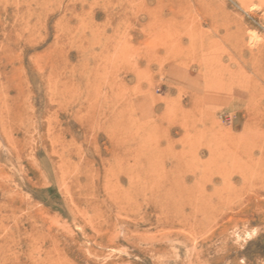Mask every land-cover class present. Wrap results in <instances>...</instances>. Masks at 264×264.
<instances>
[{
	"label": "rangeland",
	"instance_id": "rangeland-1",
	"mask_svg": "<svg viewBox=\"0 0 264 264\" xmlns=\"http://www.w3.org/2000/svg\"><path fill=\"white\" fill-rule=\"evenodd\" d=\"M0 264H264V0H0Z\"/></svg>",
	"mask_w": 264,
	"mask_h": 264
},
{
	"label": "bare ground",
	"instance_id": "bare-ground-1",
	"mask_svg": "<svg viewBox=\"0 0 264 264\" xmlns=\"http://www.w3.org/2000/svg\"><path fill=\"white\" fill-rule=\"evenodd\" d=\"M177 50V49H176Z\"/></svg>",
	"mask_w": 264,
	"mask_h": 264
}]
</instances>
